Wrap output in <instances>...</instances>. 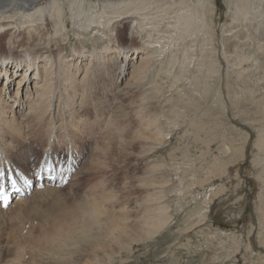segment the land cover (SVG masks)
Instances as JSON below:
<instances>
[{
	"label": "rangeland",
	"instance_id": "rangeland-1",
	"mask_svg": "<svg viewBox=\"0 0 264 264\" xmlns=\"http://www.w3.org/2000/svg\"><path fill=\"white\" fill-rule=\"evenodd\" d=\"M217 2L219 7L215 16L214 28L216 29L215 36L219 39L224 34L222 32L225 29L230 25H235L231 24L230 10L226 1L217 0ZM71 20V18L68 19V28L63 31V35L60 34L62 36L59 37V46H56L55 43L47 47L43 46L45 51H54L58 54L56 48L64 46V53L72 56L76 54L75 52L93 49L94 47L100 48L105 45L104 37H92L84 28H78V22L75 23L74 20ZM53 22L54 20L51 19L52 33L55 32V22ZM123 26L126 27V24ZM123 26H120L124 31L123 40L126 39L125 41H127L128 30L127 27ZM84 32L85 38L83 37ZM4 35L2 37L3 42L8 34ZM23 37L27 39V35H23ZM23 37L21 36V38ZM138 38L134 36L128 44L132 46L142 44L141 40L144 39ZM191 38L181 40L175 36L171 37L167 43H161L162 46H165L163 48L160 42H157L155 46H157L159 50L157 53L160 55L156 53L158 56L156 55L152 69L145 72L141 77L139 75L133 77L131 86L122 89L121 92L118 91L116 85L115 87L112 86L115 80L111 75L115 74L114 72L118 73L117 67L113 68L105 64L100 65L101 68L95 67L92 70L96 76L92 74L93 77L90 76L92 80L90 78L88 80L91 82L89 94L105 103H102V107L95 105L94 110L89 112L88 120L86 119L80 124L77 130L74 129L75 135L77 134L76 136L81 138L75 137L77 145H80L82 150H86H84L85 154H82L83 159L81 161L85 163L70 170L69 180L62 185V189L59 190L58 188L57 191L55 190V194H50V197H48L49 195H42L44 197L38 195L35 197L36 199H30L31 203L27 201L29 203L24 202L23 205L12 207L11 212L8 210L10 214L8 211H0L1 264H53V262L54 264H61L62 262V264H66L64 259L74 257L77 252L80 253L78 256L82 257L81 260L85 261L89 256L90 261L93 259L91 263L94 264L264 263V243L260 242V213L257 207L260 191L259 179L252 173L253 152L251 149L257 132L251 128L249 120L242 119V115L246 116V113H249L248 108L252 112L258 111L264 115V77H262L264 76V66L261 68L258 78L256 76L252 82H249V89L243 88L244 90L241 89L240 93L236 95L235 89H232L235 88V78L233 77L235 76V68L229 67L226 59L221 57L220 72L218 77H214V68L210 65L204 67L203 62L202 66L199 65V62H190L189 52L185 50L186 46L192 42L191 44L195 46H192L193 49H196L194 53H199L202 51L201 43L207 36L199 35L194 42ZM42 42L45 45L44 37L39 45H43ZM218 47L220 48V46ZM24 49L26 50V47ZM3 51L9 50L5 46ZM9 52L25 53L24 50L18 49ZM262 70L263 73H261ZM117 76L114 75V77ZM214 78H216L215 82L212 80ZM217 79L221 83L219 86L218 83L216 85ZM208 82H210L212 89L204 87V84L206 85ZM92 83L98 86L92 87ZM102 96L103 98H101ZM104 111L106 115H104ZM100 113L104 117L106 116L105 118L111 116L108 119L113 123L110 124V122L107 126L102 123L105 120L100 122L99 118H96ZM204 118L203 121H208V126L212 127L211 131L206 133L201 131V127L198 128L197 124V122L201 123L199 120ZM79 129L81 130L79 131ZM248 131L254 138L250 137L246 157L241 161L237 173L234 163V146L235 143L238 144L242 141L244 134ZM211 134L220 137V144L224 146L221 151L222 154L223 152L225 154H221V158H233L234 160L225 172L219 167H212L214 163L212 151L200 147L201 143H204L203 139L205 137L209 139ZM83 139L87 140L84 141ZM82 141H84L85 146L81 144ZM65 158L63 155L62 159ZM83 165L88 172L85 170L84 173L79 172ZM68 166L69 164H66L65 173L67 174L63 175H68ZM69 181H72L71 184ZM56 193L58 196H63L64 200L69 203L72 200L77 202L87 199V197L91 198L93 195L104 197L111 194L109 200L111 203L108 198L106 200L105 197L103 199L101 197L106 202L108 212L104 217L108 215L107 227L109 228L115 224L124 225L127 223L132 225L136 223L135 219L137 218L135 217L140 219L144 213L151 212L150 209L146 211V207H151V205L157 208L152 213L154 211L159 213L161 205L166 206L167 221L165 226L163 225L159 232L151 237H139L132 240L131 229H126L128 235L124 234V244L121 247L109 243L108 232L105 237H99L98 232H96L97 229L83 228L81 230L78 226L77 228L80 230L76 228L73 230L68 225L65 228L64 223L65 231L67 229L73 234L81 233L82 235L79 238H73L74 241H69L65 248L58 250L51 243H48V239H51L57 231L62 230L59 226H62L66 219V216L63 217V211L66 208L64 207L65 204L60 206L61 199L59 198L60 200H56V204H53L55 203L54 199H57ZM100 193H105V195ZM59 201L60 204H58ZM26 203L27 205H24ZM52 204L53 207L56 205L55 208L52 207ZM51 207L53 212L51 211L52 213L49 214ZM44 210L46 213H43ZM44 214L45 216H43ZM117 214L127 216L128 220L125 221L122 217L116 219ZM57 227L59 230H56ZM123 230L125 231V229ZM51 234L53 235L50 236ZM92 235L94 239H100L99 241L106 245L104 249H101L100 246L99 252L101 254L97 256L93 252L97 245L93 241ZM250 237L252 250L247 251L246 246ZM99 241L97 240V242ZM89 244H92V247H89ZM88 248L93 252V255L91 252H87ZM105 249H108L109 253ZM100 256H104L103 262Z\"/></svg>",
	"mask_w": 264,
	"mask_h": 264
},
{
	"label": "bare ground",
	"instance_id": "bare-ground-1",
	"mask_svg": "<svg viewBox=\"0 0 264 264\" xmlns=\"http://www.w3.org/2000/svg\"><path fill=\"white\" fill-rule=\"evenodd\" d=\"M225 1L229 6L231 24L235 26L230 25L222 32L224 34L221 37L219 36L220 38L218 39L217 36H215L216 29L214 28L215 16L219 7L217 0H0V171H6L8 176H26L32 181L30 185H25L22 180L18 181L20 190L13 196L14 200L8 204V207L0 205V211H8L12 207L30 201V199L38 195H49L48 197H50V194H55V190L57 191L58 188L60 190L62 185L69 180L70 170L74 167L76 169L77 166L85 163L84 161L81 162L83 159L82 154H85V149L82 150L83 148L77 145L75 137L79 136H76L77 134L75 135L74 129L76 128L77 130L80 124L86 121V119L88 120L89 112L94 110L95 105L102 107V103H105L103 100L96 99L92 94H89V84L91 82L88 80L92 74H95L92 73L95 67L101 68L99 66L105 64L109 67H117L119 70L118 73L114 72L115 74L111 75L114 78L113 80H115L112 86L115 87L116 85L118 91L121 92L122 89H127V87H129L131 82H133V77H137L138 75L141 77L145 72L152 69V65L156 61L157 52L159 51L157 46H155L157 42H160V44L164 42L167 43V41L174 36L181 40L192 37L191 39L194 42L199 35H203L204 37L207 36L208 39L204 38L201 43L202 51H199V53H194L196 49H193L192 46L194 45L191 44L192 42L186 46L185 50L189 52L190 62H199L201 66L203 62L204 67L210 65L214 68V77H218L221 57H223L226 59L229 67L235 68V76H233L235 78V88H232L235 89L234 93L237 95L240 93L241 89H247L249 87V82H252V79H255L256 76L258 78L261 68L264 66V0ZM70 18L72 19L71 21L74 20L75 23L78 22V25L76 24L78 28H84L92 37H104L106 40V42L104 41L105 45L100 48L93 46V49L78 51L72 56L64 53V46L56 48L58 54L54 51H45L43 48L51 44L55 43L57 44L56 46H59V37L62 36L63 31L68 28V19ZM51 19L55 22L54 33H52L50 28ZM79 19L81 20L80 22ZM123 24H126L128 30L126 34L128 38L127 41H125L126 39L123 40L124 31L122 27H120L123 26ZM4 34H8V36L3 42L2 37ZM84 34L85 32L83 33V37ZM23 35H27V39H24L25 37H23ZM64 35L66 34L64 33ZM21 36L23 38H21ZM134 36L144 39L141 40L143 43L134 46L131 44L129 45L128 42L131 41ZM43 37L46 43L44 45V42H42L43 45H39ZM62 41L64 42V40ZM3 43L5 44L3 45ZM218 43L220 45H217ZM165 45L168 46L167 44ZM5 46L9 51L18 49L24 50L25 53L5 52L3 51ZM218 46H220V48ZM24 47H26V50ZM186 58L188 59V56H186ZM261 73H263V70ZM108 75L110 76V74ZM114 75L118 76L114 77ZM56 76L59 77L57 78ZM90 79L92 80V78ZM215 79L216 78L212 80L214 81ZM217 83L218 86L221 84L219 83V79L216 80V85ZM94 85L92 83L91 86L93 87ZM204 87L206 89H212L210 82L206 85L204 84ZM107 88L106 90L109 89ZM94 90L96 89L94 88ZM101 98H103V96ZM247 110L249 113L247 112V115L245 114L246 116L242 115V119L249 120L251 128L257 132V137L253 140L254 145L251 149L253 152L252 173L259 179L260 191L257 200L259 205H257V207L260 213L259 234L261 237L260 242L264 243V198H262L264 196V115H261L255 110V112H252L249 108ZM104 115H106L105 111ZM97 117L100 122L105 120L102 123L109 126L111 121H109L108 118L111 116L105 118L106 116L104 117L103 114L100 113L96 118ZM203 120H205V118L199 120L201 123L196 121L198 128L201 127V131L205 133L211 131L212 127L208 126V121ZM112 123L113 122L110 124ZM201 124L203 125L201 126ZM81 129H79V131ZM211 136L209 139L205 137L203 139L204 143H201L200 147L212 151L211 153L214 155L212 157L214 163L211 162L213 163L212 167H219V169L225 172L229 169L228 167L233 164L234 160L233 158H221V150L224 148L223 144H220L221 139L215 135ZM250 137H252V135L248 131L244 134L241 142L238 141V144L235 143L234 163L237 173L239 172L238 168L241 161L246 157L245 155L247 154ZM86 140L87 139L84 141ZM84 141H82L81 144L84 145ZM78 146L79 148H77ZM215 152H217V154H214ZM223 154H225V152H223ZM63 155H65V159H62ZM46 160L54 162L57 167L51 172L46 171L43 167L44 161ZM38 164L40 167H38ZM66 164H69L67 167L68 175H63L67 174L65 173ZM80 170V173H84L85 165H83ZM40 171L42 172V179L37 177ZM5 183L10 189L12 188L10 183ZM102 195L104 196L105 193ZM56 196L57 199H54L55 203L53 204H56V200L58 201L60 197H63L58 196V194ZM106 196H104L105 199L107 200L108 198L109 201L112 195ZM99 197L93 195L91 198L87 197V199L81 200L86 202V206L82 209L77 207L78 203L81 201L75 202L72 200V205L64 200V198H60L61 204L60 201L57 203L60 204V206L65 204L64 207L66 210L63 211L62 208L60 209L63 211V217L66 216V219L63 225L59 226L62 230L56 233L54 232V236L51 234L50 236H52V238L48 239V243H51L53 238L57 236L67 238L73 235L69 230H64L63 226L65 223V228L69 226V228L73 230H75V228L79 229L77 228L78 226L81 230L83 228H88L89 230L97 229L96 232H98L99 237H105L108 232L107 236L109 238V243L121 247L124 244V234L126 236L128 235L126 229H131L133 235L132 240L138 239L139 237H151L158 233L167 221L166 206L161 205L160 209L158 208L159 213L155 211L152 213L153 210L157 208L151 205V207H146V211H148L147 209L152 211L146 214L144 211V215L140 219H138L139 217H135L137 218L135 219L137 221L136 223L132 225L127 223L124 225L115 224L113 227L109 228L107 227L109 223L107 222L108 215L104 217L108 212L106 202L102 200L104 197L101 196L102 199ZM27 203L24 205H27ZM55 206L53 208H55ZM52 207L49 214L53 212ZM44 211L43 213H46V210ZM43 216H45V214ZM120 217L125 221L128 220V217H124L122 214L121 216L117 214L115 218L118 219ZM135 220L132 221L134 222ZM72 222L74 223L69 225ZM59 227H57L56 230H59ZM123 229H125L126 232ZM47 237H49V235ZM97 240L99 241L100 239H94L93 236V241L97 245V248L93 250L96 256L101 254L99 252L100 246L101 249L106 248L104 243L100 241L97 242ZM250 240L251 237L247 242V251L252 250V243ZM89 247H92V244H89ZM87 250L88 253L91 252L89 248ZM105 250L109 253L108 249ZM93 252H91L92 255ZM78 253L79 252H77L74 257H66L64 259L65 263H93H91L93 259L90 261L89 256H87L89 260L87 258V260L84 259L85 261L81 260L82 257L78 256ZM90 257L94 258L92 256ZM102 258H104V256L101 257V259ZM96 259L98 261V257Z\"/></svg>",
	"mask_w": 264,
	"mask_h": 264
},
{
	"label": "snow or ice",
	"instance_id": "snow-or-ice-1",
	"mask_svg": "<svg viewBox=\"0 0 264 264\" xmlns=\"http://www.w3.org/2000/svg\"><path fill=\"white\" fill-rule=\"evenodd\" d=\"M38 167H40V165L38 164ZM43 167L45 168L46 171H53L57 165L54 162H49V161H44V165ZM22 180L23 183L25 185H30L32 183V181L30 179H28L26 176H8L6 171H0V182H7L10 183L11 187L13 189H15L16 191H19L20 189L17 187L18 185V181ZM0 200H3L5 202L4 206L8 207V203L7 201L9 200V197L4 195V196H0Z\"/></svg>",
	"mask_w": 264,
	"mask_h": 264
},
{
	"label": "clouds",
	"instance_id": "clouds-1",
	"mask_svg": "<svg viewBox=\"0 0 264 264\" xmlns=\"http://www.w3.org/2000/svg\"><path fill=\"white\" fill-rule=\"evenodd\" d=\"M60 198L63 199V197H60ZM85 206H86V202L81 201L78 203L77 207L82 209ZM80 235H82V234L81 233H74L73 236H69L67 238L57 236V237L53 238V240L51 241V244L54 245L58 250H61L67 246L69 241H71L73 238H79Z\"/></svg>",
	"mask_w": 264,
	"mask_h": 264
}]
</instances>
